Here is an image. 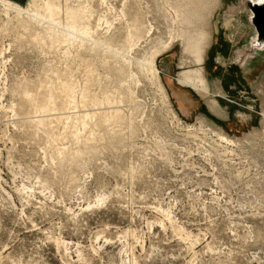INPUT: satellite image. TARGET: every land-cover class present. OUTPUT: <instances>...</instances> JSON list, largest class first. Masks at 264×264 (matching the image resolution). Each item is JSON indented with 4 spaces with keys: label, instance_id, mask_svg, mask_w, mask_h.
I'll return each mask as SVG.
<instances>
[{
    "label": "rangeland",
    "instance_id": "obj_1",
    "mask_svg": "<svg viewBox=\"0 0 264 264\" xmlns=\"http://www.w3.org/2000/svg\"><path fill=\"white\" fill-rule=\"evenodd\" d=\"M201 2L0 0V264H264V47Z\"/></svg>",
    "mask_w": 264,
    "mask_h": 264
},
{
    "label": "crops",
    "instance_id": "obj_2",
    "mask_svg": "<svg viewBox=\"0 0 264 264\" xmlns=\"http://www.w3.org/2000/svg\"><path fill=\"white\" fill-rule=\"evenodd\" d=\"M8 1H11L13 3H17V4H23L24 2H26V0H8ZM246 1V0H245ZM237 3L239 2V0H220V8H228L229 5L233 4V3ZM223 16L221 17L220 21H219V24L220 26H216V25H213V30H212V42H211V45L209 46V49L212 48V47H218L220 48L221 46V41L219 40V38H217L215 35L218 33V28H221L223 26H225V22L226 20L227 21H230L231 23L233 22V25H237L236 24V21H244V19L242 18V16H237L235 15L234 17H228L226 16L225 13L222 14ZM218 24V25H219ZM240 26V24H239ZM207 54V53H206ZM250 59H254V62L256 63L257 62V58H256V54L254 56H250ZM252 64V61L250 60V63L248 62V65L251 66ZM204 67L203 69L205 68L207 70V67H205V65L207 66V56H205V59H204V63H203ZM257 65V64H256ZM252 67V66H251ZM254 67V66H253ZM206 79H207V90L209 91V97L208 96H201L199 95L198 93H196V95L198 96L197 99H195V101H193L190 97H189V94H190V91L187 90V89H183V88H179L177 87L176 89L175 88H172L174 89L173 90V94H174V97L176 98V100L178 101V103L183 106L184 103H188L189 101L192 103V107H199L201 103H203L205 105V107L207 108L208 112L218 118L219 120L221 121H224L225 120H229L230 118L233 120V119H236L237 122H239V118L241 117V114L238 112V110H236L235 112L233 113H230V114H225L223 113L222 116H218V115H215L214 113H212L209 109H208V106H207V101L209 100V98H221V94L224 93V91L222 90H218L217 88V85L220 86V83L218 82L217 79H211V81H209L208 77H207V73H206ZM219 104V103H218ZM192 109V108H191ZM231 115V116H230ZM247 118V116L245 117V119ZM249 118H251V116H249Z\"/></svg>",
    "mask_w": 264,
    "mask_h": 264
},
{
    "label": "bare ground",
    "instance_id": "obj_3",
    "mask_svg": "<svg viewBox=\"0 0 264 264\" xmlns=\"http://www.w3.org/2000/svg\"><path fill=\"white\" fill-rule=\"evenodd\" d=\"M253 2L256 1L258 4H262L264 3V0H252ZM215 0H202L201 4L205 5L208 8H211L214 6ZM190 10V11H189ZM189 11V12H188ZM187 13L189 15H192L196 18V20L205 25L206 21L203 15L200 14V6L198 5H193L191 7H189ZM257 44V45H256ZM253 45L254 46H258V43L256 42V39H254L253 41ZM205 46H206V37H202L200 40L195 41V40H187L186 42V48L185 51L187 53L188 56L191 57V59L196 63H200V58H201V54L203 53V51L205 50ZM189 57V58H190ZM197 65V64H196ZM182 76V75H181ZM190 77V76H189ZM185 78V77H183ZM197 78V77H196ZM200 79V78H199ZM199 81V80H198ZM244 107V106H243ZM249 109V108H247ZM256 113V112H255ZM257 115V114H256ZM245 131V130H244Z\"/></svg>",
    "mask_w": 264,
    "mask_h": 264
},
{
    "label": "water",
    "instance_id": "obj_4",
    "mask_svg": "<svg viewBox=\"0 0 264 264\" xmlns=\"http://www.w3.org/2000/svg\"><path fill=\"white\" fill-rule=\"evenodd\" d=\"M246 5L250 11V23L253 26L257 48L264 47V3L258 4L256 1L246 0Z\"/></svg>",
    "mask_w": 264,
    "mask_h": 264
}]
</instances>
